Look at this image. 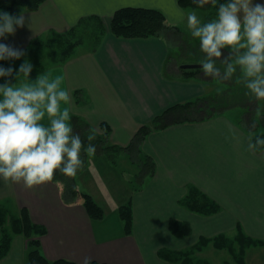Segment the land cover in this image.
<instances>
[{"label": "crops", "instance_id": "1", "mask_svg": "<svg viewBox=\"0 0 264 264\" xmlns=\"http://www.w3.org/2000/svg\"><path fill=\"white\" fill-rule=\"evenodd\" d=\"M123 8L159 10L171 27L188 36L184 30L192 8H182L178 0H45L37 11L22 10L19 15L23 13L25 26L0 43L22 50V60L37 51L28 52L33 41L68 34L90 18L102 20L108 29L113 14ZM107 29L94 48L77 51V47L66 63L39 74L49 80L59 78L60 87L69 92L70 104L61 102V110L70 107L69 124L78 117L100 132L99 126L107 123L110 143L128 147L143 126L168 109L201 99L204 78L199 74L184 78L181 66L189 63L174 57L178 47L164 33L125 39ZM37 76L30 79L35 81ZM243 122L221 113L200 122L176 124L151 133L136 152L126 151L118 160L126 164L124 171L113 172L116 178L108 177L106 186L101 181L107 177L101 172H87L80 182L76 177L77 191L91 195L104 209L102 220L91 219L81 201L66 204L63 185L53 181L27 189L22 182L9 185L0 180V209L16 215L26 208L32 220L46 228L40 240L50 261L83 264L84 257H91L99 264H180L160 258L159 253L164 249L189 252L202 238L211 240L204 251H219L214 239L236 238L239 226L247 237L264 242V150H248V138L264 130L254 132L252 119L244 117ZM43 123H48L47 116ZM86 154L88 159L98 157L100 164L110 162ZM142 159L154 162L155 175L139 187L135 178ZM194 192L217 204L219 211L212 215L190 211L183 202ZM129 202L130 235L120 216V209ZM171 220L190 224L192 234L185 239L174 237L169 231ZM27 248L23 236H14L0 264H26Z\"/></svg>", "mask_w": 264, "mask_h": 264}, {"label": "clouds", "instance_id": "2", "mask_svg": "<svg viewBox=\"0 0 264 264\" xmlns=\"http://www.w3.org/2000/svg\"><path fill=\"white\" fill-rule=\"evenodd\" d=\"M199 7L217 8V18L201 23L195 14L187 16L191 35L198 38L204 58L199 61L205 77L231 81L234 77L257 100L264 99V4L253 0H194ZM23 13L14 16L0 10V39L15 35L25 26ZM222 50H227L224 55ZM25 53L11 45L0 43V61L19 60ZM32 64L25 60L16 70L0 66V180L5 184L23 183L27 189L50 183L59 172L75 177L84 167L82 150L95 154L89 134L87 147L81 135L74 131L70 107L61 110V102L70 104V95L60 87L59 78L49 80L38 74L30 79ZM23 74L25 82L17 86ZM14 78L15 83L12 82ZM48 123H43L45 117ZM248 150L264 145V139L250 136ZM83 264H92L84 257Z\"/></svg>", "mask_w": 264, "mask_h": 264}, {"label": "trees", "instance_id": "3", "mask_svg": "<svg viewBox=\"0 0 264 264\" xmlns=\"http://www.w3.org/2000/svg\"><path fill=\"white\" fill-rule=\"evenodd\" d=\"M44 2L45 0H0V10L7 11L14 16H18L22 10L31 12L39 10L40 6ZM178 2L182 8H192L195 10L203 8V10L208 11L209 14L217 15V8L211 5L199 7L196 3H194V0H178ZM220 2L223 3L222 0H220ZM206 19L210 22L212 17L210 16ZM81 26L85 28L92 27L93 29H99L101 32L100 35H103L107 29L102 20L95 18L82 21L78 27L80 28ZM77 29L72 30L68 34L59 35L47 42L35 40L31 43L28 52H33L38 49L52 48L53 52H51L50 56L54 59L60 58L59 61H56L55 63L64 64L73 56L75 49L80 46L79 41H71L73 37H76ZM107 30L114 36L125 39H148L160 36L164 33L166 39L171 44L178 47L179 52L182 51L185 46L189 45L185 36L176 28L171 27L165 15L159 10L123 8L113 14ZM222 51L225 53L224 55H227V50ZM180 56L183 58L185 57L181 54L177 55L178 58ZM183 73L185 79H191L198 74L200 76L203 75L201 70H184ZM211 79L212 81L219 82V84H226L227 87L224 90L217 92L215 96L188 101L168 109L164 114L156 117L150 124L143 126L135 135L128 147H121L110 143L109 138L111 127L107 123H102L99 126L100 132H97L88 122L78 117H74L72 120L73 129L81 135L85 148L89 143L86 137L89 134H95L96 139L92 141L97 149L95 155L105 158L108 161L116 162L126 151L136 152L145 139L155 131L164 130L176 124L196 121L200 122L212 119L216 115L221 114L223 110L230 108L236 107L247 111L253 110L252 105H256L257 107L259 101L262 100H257L249 95L248 90L243 86V84L238 83L235 77L231 81ZM219 96L221 98L220 102L218 98ZM218 104L219 106H216ZM245 115H247L246 119L253 120L252 123L254 124V132L261 128L264 130V112L260 115V117L248 118V112ZM256 137L264 139V132ZM256 137L253 138V143H255ZM263 150L264 145L257 146L255 149L256 152H262ZM86 153V151L82 150L81 158H83L84 155L86 156ZM154 175V162L150 159H142L139 162V174L135 178V183L141 187ZM59 176L62 178L61 182L56 179L55 175L52 181L63 185V200L66 204L71 205L81 201L91 219L102 220L105 217L104 209L91 195L79 193L76 190L74 177H68L62 173H59ZM70 181L72 183H70ZM66 192L68 193L67 197L65 194ZM183 204L190 211L205 215H212L219 211V206L217 204L200 194L198 195V192H194L193 194L191 193L189 197L184 200ZM120 216L124 222L126 233L130 235L133 227V211L130 202L120 209ZM169 231L178 239H185L192 234L190 224L175 220H171L169 222ZM0 232V260L8 254L13 237L21 235L27 240L28 245L26 264H76L68 260L61 259L50 261L46 258L42 251V243L40 240L41 237L46 235V228L42 225L34 223L30 217L29 211L26 208L20 210V212L16 215H9L3 209H0ZM227 240L228 239L225 236L215 238L214 246L218 250L227 248L230 252L234 253L238 264H246L245 255L247 249L252 246H264V242L254 241L247 237L240 226L238 227V235L233 240L239 246L238 254L235 253L236 251L234 246H227L225 244ZM210 242L211 240L202 238L194 249L192 248L189 252H171L162 250L159 253V257L172 263L179 262L181 264H197L192 256L202 252V250L208 246ZM92 264L99 263L92 262Z\"/></svg>", "mask_w": 264, "mask_h": 264}, {"label": "rangeland", "instance_id": "4", "mask_svg": "<svg viewBox=\"0 0 264 264\" xmlns=\"http://www.w3.org/2000/svg\"><path fill=\"white\" fill-rule=\"evenodd\" d=\"M222 2H226V0H222ZM254 3H261L264 4V0H253ZM190 10V9H189ZM195 13L201 20V23H207L209 22L206 18L208 17H212V19L210 20L213 21L217 18V15H211L208 13V11H204L203 8H199L197 10H190V14ZM213 14V12H212ZM78 28V29H77ZM77 31H76V37L72 38V42H76L79 41L80 42V46L77 48V51H83V50H87V49H91L94 48L97 42V37L100 35V31L99 29H93L92 27H77ZM185 30L184 32H187L188 36H186L185 38L188 40L189 45L185 46L183 48L182 51H173V55L174 57H177V55H184L185 57V61L188 62L189 64H199V61L201 59L204 58V53L201 52L200 50V42L198 38H194L191 35V30L188 28L187 26V22L185 24ZM183 29V28H182ZM95 33V34H94ZM173 45V44H172ZM51 52H53L52 48L47 49H39L36 52L32 53L29 57L27 58H23L22 60H17L14 62H6V61H0V66H3L4 68H8V67H13L14 69L18 70L20 65L24 63L25 60L30 61V63L32 64V71L30 73V78L33 76H36L37 74H39V72H41L43 69H46L47 67H52L54 65H60L55 63L56 61H59L60 58H52ZM225 54V53H224ZM55 60V61H54ZM195 71V70H192ZM203 78H205V80L203 81V84L205 86V92L204 95L202 96V98H207V97H212L215 96V94L217 92H220L222 90H224L227 85L226 84H219V82L217 81H212V79L210 77H205L203 75H201ZM6 78H2L0 77V84H3L5 82ZM8 79H12V82L15 83V79L14 78H8ZM207 80V81H206ZM25 82V77L23 76V74H21L16 81L17 86H20V84ZM219 98V102L221 100L220 96ZM221 105V104H220ZM216 106H219L216 105ZM253 110H249L248 111V118L249 117H260V115L264 112V99L259 101V104L257 105H252ZM223 114H226L227 116L231 117L232 119H234L236 122H240L241 124H243V120L244 117H247V115L243 116L245 114L244 110L240 109V108H230V109H226L223 110L222 112ZM135 154V153H134ZM83 156V155H82ZM136 157V156H135ZM84 167H86L87 162L89 163L88 166L86 167V169L83 171V168L78 170L77 175L74 177H78L77 182L82 181L83 177L86 176L85 173L88 172V174L94 175L97 174L99 172L104 173L105 177L101 182L104 183L103 186L105 185V182L108 180V177L115 179L116 178V174L113 172H123L126 164L124 163H119V158L116 162H109L107 164L103 163L100 164L101 161L99 160L98 157H90L88 159V157H86L84 155ZM82 158V159H83ZM88 159V160H87ZM87 169H89L87 171ZM90 171V172H89ZM107 171V172H106ZM81 172V173H80ZM56 179L60 182L62 181V178H60L59 176V172H57L55 174ZM83 176V177H82ZM70 183H72L70 181ZM62 185V184H61ZM76 187V186H75ZM80 187H82V185H80ZM84 187V186H83ZM82 187V189H83ZM77 190V188H76ZM66 197L68 196V193L66 192ZM14 206H12V210H14ZM15 212V211H14ZM30 214V212H29ZM31 217V215H30ZM32 219V218H31ZM34 222V220H32ZM35 223V222H34ZM228 240L225 242V244L228 246H234L235 248V253H239V246L238 244H236L233 240L235 238H231V237H226ZM195 247V246H194ZM193 247V249H194ZM166 250V249H164ZM192 250V249H191ZM209 249H207L206 251H204L202 254H197L193 259L195 262H197V264H238L237 260H236V256H234V253L230 252L227 248L223 249V250H219V251H215L213 248L210 249V251H208ZM245 262L246 264H264V249L259 247V246H255L252 248H249V250H247L246 252V256H245ZM181 264V263H180Z\"/></svg>", "mask_w": 264, "mask_h": 264}, {"label": "water", "instance_id": "5", "mask_svg": "<svg viewBox=\"0 0 264 264\" xmlns=\"http://www.w3.org/2000/svg\"><path fill=\"white\" fill-rule=\"evenodd\" d=\"M201 65L200 64H185L181 66L182 70H197V69H201Z\"/></svg>", "mask_w": 264, "mask_h": 264}]
</instances>
